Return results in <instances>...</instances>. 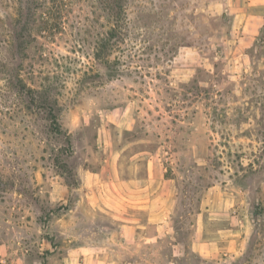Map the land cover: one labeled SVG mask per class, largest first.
Here are the masks:
<instances>
[{
    "label": "rangeland",
    "instance_id": "obj_1",
    "mask_svg": "<svg viewBox=\"0 0 264 264\" xmlns=\"http://www.w3.org/2000/svg\"><path fill=\"white\" fill-rule=\"evenodd\" d=\"M251 7L244 22L237 0H0L5 264H264V3ZM116 153L122 177L150 164L167 182L151 196L162 221L125 210L132 242L80 188ZM77 245L94 257L71 258Z\"/></svg>",
    "mask_w": 264,
    "mask_h": 264
},
{
    "label": "crops",
    "instance_id": "obj_2",
    "mask_svg": "<svg viewBox=\"0 0 264 264\" xmlns=\"http://www.w3.org/2000/svg\"><path fill=\"white\" fill-rule=\"evenodd\" d=\"M237 2L242 3L244 4V7H247L246 10H242L240 14L245 22L250 18V10L253 8L251 6L257 3H264V0H237ZM260 16L261 15L259 14H254L251 17L257 19ZM259 24L260 23H258V26ZM102 161L103 162L97 169L84 170L80 183L82 196L87 197V200L95 207L111 214L113 218L125 220L124 223H120V234L124 241L132 242L138 225L132 224L129 219L130 215L128 216L125 213V210L133 207L150 209V213L153 214L155 218H159V220L162 221V219L165 218V215L161 214V210H154V208H152L156 198L158 200L159 197L152 198L151 196H155V183H157L156 187L160 188L159 196H162L164 193L163 188L167 182L165 179L158 180L156 178V169L153 165L150 166V164H148L147 173L143 177L137 175L127 178L122 177L117 167L119 161L118 153L109 158L105 157ZM160 185H162V188ZM160 221L156 223V230L158 232L162 227ZM3 250V246L0 245V253L3 252ZM94 251V247L77 245L75 248L70 249L69 255L72 256L71 258L81 257L83 259H89L94 257Z\"/></svg>",
    "mask_w": 264,
    "mask_h": 264
},
{
    "label": "built area",
    "instance_id": "obj_3",
    "mask_svg": "<svg viewBox=\"0 0 264 264\" xmlns=\"http://www.w3.org/2000/svg\"><path fill=\"white\" fill-rule=\"evenodd\" d=\"M0 264H5V259L1 258L0 259Z\"/></svg>",
    "mask_w": 264,
    "mask_h": 264
}]
</instances>
